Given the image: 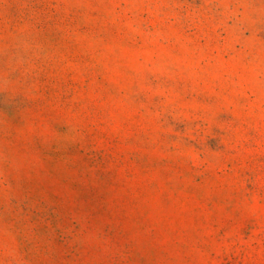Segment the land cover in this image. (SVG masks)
<instances>
[{"label": "rangeland", "instance_id": "obj_1", "mask_svg": "<svg viewBox=\"0 0 264 264\" xmlns=\"http://www.w3.org/2000/svg\"><path fill=\"white\" fill-rule=\"evenodd\" d=\"M0 264H264V0H0Z\"/></svg>", "mask_w": 264, "mask_h": 264}]
</instances>
